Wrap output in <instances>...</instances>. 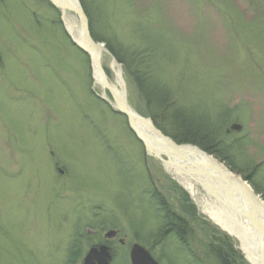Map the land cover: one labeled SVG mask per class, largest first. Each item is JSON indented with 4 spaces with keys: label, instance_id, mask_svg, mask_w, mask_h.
I'll use <instances>...</instances> for the list:
<instances>
[{
    "label": "rangeland",
    "instance_id": "rangeland-1",
    "mask_svg": "<svg viewBox=\"0 0 264 264\" xmlns=\"http://www.w3.org/2000/svg\"><path fill=\"white\" fill-rule=\"evenodd\" d=\"M84 2L95 5L91 20L104 37L96 40L106 49L100 63L111 83L118 69L122 85L112 86L134 112L151 118L134 75L148 61L152 78L173 93L170 104L216 125L226 118L225 141L235 146L229 153L240 170L252 164L248 184L264 202V0ZM54 7L51 0H0V264H70L75 230L87 235L72 263L82 264L90 242L112 229L111 264H130L134 242L160 264H219L206 247L219 239L249 264L238 242L205 215L200 196L143 154L112 95L96 84L89 57L69 42L68 27H80L79 19ZM151 186L185 221L181 236L160 223Z\"/></svg>",
    "mask_w": 264,
    "mask_h": 264
},
{
    "label": "trees",
    "instance_id": "trees-1",
    "mask_svg": "<svg viewBox=\"0 0 264 264\" xmlns=\"http://www.w3.org/2000/svg\"><path fill=\"white\" fill-rule=\"evenodd\" d=\"M54 4V3H53ZM81 5L83 8V11H85L86 16H87V21H89V32H91V36L93 37V39L96 41H102L104 37H102V35L100 33H96L95 29H94V21L91 20L94 12H96L95 10V5L93 4H86L84 2V0L81 1ZM56 11L57 8L54 7ZM92 10V11H90ZM147 32H149L147 30ZM145 37L148 38L149 42L152 43V36L149 34H147ZM68 39V37H67ZM69 41V39H68ZM70 43H72L73 47L78 50L81 54L83 53L84 55H86L87 59L88 56L86 53H84L83 51H81L79 48H77L75 46V44L72 42V40L69 41ZM106 47L108 49L109 52L112 53V55L114 57H116L117 61L121 62L120 60V56H121V52L118 50L117 46L115 45H111L108 42L106 43ZM142 61V60H141ZM139 62V66L142 70V74L140 73H135V77L138 78L139 83H141V93H143L146 97L147 100H150L151 104V108L148 105V108H146V110L143 112L145 113V116L147 117H151L153 120L154 125L157 126V128L162 131L163 134L171 137L176 143L178 144H183V143H189V144H196L200 149H202L203 151H205L206 153L216 156L219 161L223 162L224 164L228 165V167L235 172H238L240 174L243 175V178L249 183L251 182V180L249 179L252 174H251V169H253L252 164H250L251 168L249 167L248 163L247 165H245L246 167L241 169L238 168V165L235 163L234 158H232L231 151H233L234 147L233 145H231V141H225L227 137V132H224V126H226V118H224V120H220V124L216 125V122H213L211 120H209V116L208 118H205L204 116H202L201 114H199V112H195L193 111L191 113V110L186 106H175L174 104H170L169 103V99L173 100L174 96L173 93L170 92L171 90L167 89V87L165 86V84L161 81H157L155 79H153V75L150 72V64L147 61H142ZM147 83V84H146ZM173 96V97H172ZM174 102V101H173ZM170 109H166L167 110V114L168 116L162 114L163 111H161V105H169ZM172 103V101H171ZM159 111V112H158ZM220 111L222 113H224L223 109H220ZM118 113V112H117ZM198 113V114H197ZM120 114V113H119ZM170 114V115H169ZM143 115V114H142ZM168 117V118H167ZM227 117V115H226ZM168 124V126H170L171 131H169L164 125ZM226 129V128H225ZM197 131V132H194ZM224 133H223V132ZM209 133L208 137L210 138V140H208L203 133ZM222 132V134L220 133ZM200 136V139H195L194 136ZM211 135V136H210ZM132 136L135 137L137 143H139V145L143 148V154L145 156V149L142 145V142L139 141V139L132 133ZM193 136V137H192ZM204 136V137H203ZM221 139H224L221 140ZM220 144H219V143ZM227 143L231 146H228ZM245 162H247V159L245 160ZM250 169V170H248ZM251 175V176H250ZM254 175V174H253ZM150 177V176H149ZM253 177V176H252ZM151 178V177H150ZM154 186V185H153ZM253 187V185H252ZM152 189V194L151 197L152 199L156 200V203H158V208L159 210L162 211L163 217L164 219L162 220V222H160L165 229H171L170 231H174L175 236L176 235H180L186 231L185 230V221L179 216L178 213H173V211L169 210V207H167V205H165V203L163 202V200L160 198V195H158L157 191H155L153 189V187L151 186ZM181 196H183L184 198H186V194L183 193ZM150 197V199H151ZM187 199V198H186ZM188 200V199H187ZM102 224V223H101ZM100 224V225H101ZM83 226V225H82ZM116 227L117 225L113 222H111L110 227ZM165 233V230L162 231ZM76 233L75 235H73V237H71L70 240V250L68 248V253H69V263L72 264L74 262L75 259V255L79 256V254H81V246H79V242L82 239L86 240V236L83 232H78V230H75ZM161 235H163L161 233ZM98 242H102L104 241L103 239L100 240L98 239ZM76 242V243H75ZM75 244V245H74ZM94 244L93 242H90V245ZM72 246V247H71ZM206 247L208 248V250H210L214 256L216 261L219 262V264H242V260H240V258H238V253L236 252L235 249L232 248V245H230L229 241L227 240H223V239H219L218 244L216 245V243L209 241L208 244L206 245ZM73 248V249H72ZM72 251V254L70 255ZM115 253L116 250L114 249Z\"/></svg>",
    "mask_w": 264,
    "mask_h": 264
},
{
    "label": "water",
    "instance_id": "water-1",
    "mask_svg": "<svg viewBox=\"0 0 264 264\" xmlns=\"http://www.w3.org/2000/svg\"><path fill=\"white\" fill-rule=\"evenodd\" d=\"M75 1H77V4H74L73 1L70 4H67V6L78 5L77 8L72 7V10L79 14V22H81L83 32L88 38V44L86 43V45L82 46L81 49H83L84 52L89 54V61L91 64L92 74H96V72L99 71V74H101V77L103 78V82H101L102 86L109 91L110 95H112L116 109H118V111L126 117L127 126L135 134V136H137V138L142 141L144 147L146 148V151L149 154H153L155 157H157L161 161L163 167L169 170L171 172L169 173L172 176H176L177 178L190 176L189 172L186 170V168L188 167L198 169V171H196V174L198 172L199 174L205 176L206 174L213 173L214 169H216V167L218 168L219 165L220 167L222 166L221 168H224L223 170L220 169V167L218 169L221 175H223L224 179L227 181V185H233L235 187V189L233 190L234 196L237 198L240 195L242 197V201H240L241 203L250 201L247 206L249 207V211H253L255 220L258 217H264L263 202L258 199V196L254 194L252 187H250V185H247V181L243 180L241 176L232 173V171L227 166L222 164L216 157L214 158L212 155L203 152L195 144L191 145L187 143H175L173 139H171L167 135H164L156 128L151 118L148 119L144 118L142 115H138L136 112H134L131 106L128 105L125 98L123 100L117 95H113L112 85L109 84L107 80V75L103 73L101 65L99 64L100 58L94 57V54L98 55L94 52L96 46L100 47L103 51L106 49L104 45L99 44V42H96L93 38L90 37V32L88 31V21L85 11H83L80 1ZM56 6L59 7L60 5L57 3ZM68 34L72 38L73 43L77 44L75 40L76 36L70 32H68ZM92 49L94 54H91ZM123 97H125L124 94ZM132 114L138 117L140 116L142 119L147 120L149 122V124L151 125L150 134L145 131H140L141 133H138L137 129L139 130L141 128H139L135 124ZM162 156H164L165 158H163ZM185 163H188L189 165L185 166ZM172 167L176 169V171L172 170ZM224 187V190H226L227 188L230 189V187ZM243 189H245L246 194L243 193ZM261 202L263 205L261 204ZM261 225L264 226V223H262ZM104 234L105 238L110 239L114 237L117 233L116 230L112 229L108 230ZM128 254L130 264H160L157 262V260L153 258V256L146 247L144 248L142 245L136 242H134V244L130 247ZM111 259L112 255L109 246L105 243H102L99 245H92L86 251L83 257L82 264H111Z\"/></svg>",
    "mask_w": 264,
    "mask_h": 264
},
{
    "label": "bare ground",
    "instance_id": "bare-ground-1",
    "mask_svg": "<svg viewBox=\"0 0 264 264\" xmlns=\"http://www.w3.org/2000/svg\"><path fill=\"white\" fill-rule=\"evenodd\" d=\"M52 1L54 2V4L58 3L60 5L59 7L56 8L58 12H61L64 16L68 12H71L76 17V19L80 18L79 14H77L75 11L72 10V7L77 8L78 5L67 6V4H70L73 1L74 4H77V1L75 0L73 1L52 0ZM68 28L70 29L69 32L73 33L76 36L75 40L77 44L80 45L79 46L76 43H74L75 46L84 52V50L81 49V47L86 45L88 38L83 32L81 22H80V27H78L77 29H73L72 27L71 28L68 27ZM90 37L93 38L91 36V32H90ZM99 44H102V42H100ZM101 51H102L101 48L96 46L94 52L97 53L98 55L93 53V49L91 50V54H94V57L100 58ZM87 56L89 57V54H87ZM99 64L101 65L103 73L107 75V80L109 84L111 85L120 84L121 87L122 84H121V79H119L118 69L116 70L117 75L114 80V83H111L110 79L108 78V74L106 73V70L102 66V63L99 62ZM115 65L117 64L115 63ZM94 80L96 84H98L101 87V89L103 90L105 89L102 86L101 82H103V78L101 77V74H99V71L96 72L94 76ZM112 89H113V95H117L118 97L124 100L123 94L117 89V87L112 86ZM132 115L135 124L139 128H141L139 130L137 129L138 133L140 131L141 132L145 131L150 134L151 125L149 124V122L147 120L142 119L140 116L138 117L134 114ZM187 165L189 164L185 163V166ZM221 167L220 169H222ZM218 168L216 167L213 173L206 174L205 176H203L198 172L196 174V171H198V169L188 167L186 168V170L189 172L191 177L184 176L182 178L178 177V179L183 185V187L184 188L186 187L194 197H196L197 195L200 196L201 201L199 202L203 208V212L205 213V215L208 218H210L212 222H214V224L217 225V227L224 230L229 237L231 236L238 242L239 248L242 250L244 257L245 259L248 260L249 264H264V226L261 225L262 223H264V217H258L255 220L253 211L252 212L249 211V207L247 206V204H249L250 201L241 203L240 201H242V197L240 195L237 198L234 196L233 190L235 189V187L233 185H227V181L224 179L223 175H221ZM172 170L176 171V169L174 168ZM224 186L230 187V189L227 188L226 190H224L225 189ZM243 193L246 194L245 189H243Z\"/></svg>",
    "mask_w": 264,
    "mask_h": 264
},
{
    "label": "flooded vegetation",
    "instance_id": "flooded-vegetation-1",
    "mask_svg": "<svg viewBox=\"0 0 264 264\" xmlns=\"http://www.w3.org/2000/svg\"><path fill=\"white\" fill-rule=\"evenodd\" d=\"M116 236H117V235H116ZM116 236H115V237H116ZM103 237H104V236H103ZM103 240H104V242H107V244L109 245V241H110V240H106V239H103ZM111 241H112V240H111ZM118 242H119L120 244H122V245H123V243H124L123 241H120V240H118ZM99 243H102V242H94L95 245H97V244H99ZM109 248H110L111 254H115V251H114V250H111V246H110V245H109Z\"/></svg>",
    "mask_w": 264,
    "mask_h": 264
}]
</instances>
